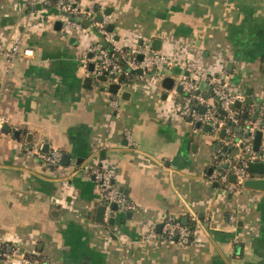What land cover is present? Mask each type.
I'll use <instances>...</instances> for the list:
<instances>
[{
  "label": "crops",
  "instance_id": "obj_1",
  "mask_svg": "<svg viewBox=\"0 0 264 264\" xmlns=\"http://www.w3.org/2000/svg\"><path fill=\"white\" fill-rule=\"evenodd\" d=\"M27 1L0 0V114L8 120L0 133V264H264V189L244 182L230 192L212 179L223 130L182 116L178 90L193 76L185 63L196 62L201 93L216 103L208 77L218 76L258 118L264 0H79L89 11L84 30L64 24L52 2L31 15ZM101 22L122 46L147 41L164 53L173 88L152 73L119 82L93 76L85 61L103 40ZM16 38L22 47L10 67L4 51ZM25 49L33 55L23 57ZM46 144L69 163L48 167L30 152ZM86 164L110 165L134 209L99 222L107 202ZM168 216L194 222L191 240L145 239Z\"/></svg>",
  "mask_w": 264,
  "mask_h": 264
},
{
  "label": "built area",
  "instance_id": "obj_2",
  "mask_svg": "<svg viewBox=\"0 0 264 264\" xmlns=\"http://www.w3.org/2000/svg\"><path fill=\"white\" fill-rule=\"evenodd\" d=\"M27 2L31 6V15L37 14L38 10H36V7L38 5L52 2L61 14V21L64 24L81 30L86 29L85 21L88 19L85 20L84 16L89 11L83 7L79 0H28ZM97 26L103 40L90 49L91 56L85 61L88 65L89 63L94 64V69L91 71L93 76L106 75L111 82H119V76L128 78L133 72L141 69L143 71L142 75L152 73L153 77L159 82L165 78L167 69L172 64L164 53L153 49L150 42L143 41L136 46L125 47L118 43L115 33L108 30L106 23L101 22ZM21 47L22 40L16 38L11 47L4 51V56L10 67L14 66ZM32 55V50H23V57L29 58ZM140 55L142 59L139 58ZM185 67L189 74L193 76H186L178 81L184 92L180 105V114L194 123H208L217 131L224 130L227 134L231 133L232 128L239 122V116L244 112L237 108L235 104L237 101H244L245 97L229 93L226 82L222 78L209 76L208 81L216 98V103H213L212 98L201 93L200 78L203 77L204 72L198 63L187 61ZM114 106L118 110L117 100H114ZM201 107H204L205 110L201 111ZM218 107L225 112V116H218ZM258 112L260 114L257 119L249 118L245 120V134L227 142L240 149V153L233 156H225L220 161V165L225 164L227 168L223 170L215 169L211 174L212 179L217 180L227 191L235 192L239 190L249 175V162L257 161L264 157V148L260 151H256L254 148V137L257 131L264 133V106H260ZM228 120L231 125H228ZM7 123V118L0 114V133H2ZM125 136L131 142L132 137L129 130L125 131ZM33 151L38 154L44 165L48 167L60 166L62 162L63 153L58 149H51L45 153L42 151V147H39V150H30L31 153ZM83 170L91 175L100 186L102 196L107 202L105 210L106 220L114 216L118 211L128 212L134 209V202L116 184V172L110 165L94 166L86 164ZM231 174L236 175L235 182L230 180ZM196 218L194 215L193 219L196 220ZM189 236L190 230L187 225H184L173 216H168L163 220L161 234L157 232L156 225H153L146 233L145 239L151 241L162 237V239L171 243L183 244L185 240L189 239ZM176 237L178 238L176 239Z\"/></svg>",
  "mask_w": 264,
  "mask_h": 264
},
{
  "label": "water",
  "instance_id": "obj_3",
  "mask_svg": "<svg viewBox=\"0 0 264 264\" xmlns=\"http://www.w3.org/2000/svg\"><path fill=\"white\" fill-rule=\"evenodd\" d=\"M102 20V19H101ZM60 25V23H58ZM109 29H110V26H109ZM91 56V55H90ZM140 59H142V56L140 55L139 56ZM94 69V64L93 63H89V70L92 71ZM143 71L141 69L137 70L136 73H142ZM98 79L100 81H107V76L106 75H101V76H98ZM123 79V76H120V80ZM87 82H92V78L88 77L87 78ZM132 81H130L131 83ZM163 86L166 88V89H172L173 86H174V79L171 78V77H166L164 80H163ZM120 88V84L118 83H112L109 85V91L111 92H114V93H117L118 90ZM178 90L181 91L182 90V86L179 85L178 87ZM248 94H250V92L248 91ZM251 98H248L246 100V102L248 103H251ZM235 106L237 108H240L241 107V102L240 101H237ZM201 111H204V107H201L200 108ZM223 114H225L224 111H222ZM198 126H200V123H198ZM206 128H210V125H207ZM222 136H224V130L222 131ZM262 137H263V134H262V131H257L255 137H254V148L256 151H260V146H261V143H262ZM48 148H49V145L46 144L45 147H44V151L47 152L48 151ZM69 163V155L68 154H65L63 156V164H68ZM227 166V165H226ZM212 170V168H211ZM248 171L249 173L253 174V173H257V174H260V175H264V161H250L249 162V165H248ZM230 180L232 182H235L236 181V175L235 174H231L230 176ZM245 185L246 186H249V187H253V188H259V189H264V179H249V180H246L245 181ZM105 209H106V206L105 205H101L99 208H98V217H97V220L99 222H102L103 221V218H104V213H105ZM132 213L129 212L128 213V217H131ZM114 218L112 217L109 222L111 224L114 223ZM182 223L183 224H187V218H184L182 220ZM162 228V224H159L158 227H157V230L160 231ZM178 237H176L177 239ZM187 241V240H185Z\"/></svg>",
  "mask_w": 264,
  "mask_h": 264
},
{
  "label": "trees",
  "instance_id": "obj_4",
  "mask_svg": "<svg viewBox=\"0 0 264 264\" xmlns=\"http://www.w3.org/2000/svg\"><path fill=\"white\" fill-rule=\"evenodd\" d=\"M240 110H243L244 112L239 116V122L236 126H232V132L231 133H225L224 132V136L221 139H218L215 143H214V148H215V153H216V159H215V163L213 165V167H216L219 170H223L224 168H227V166L224 165H220V161L222 159L225 158V156L230 155L233 156L235 155V153L238 151L237 147H234L233 145H231L230 143L227 145L226 142L232 140L233 138H237L242 136L243 134H245V120L249 119V115L246 111V109H242L239 108ZM217 114L219 117H223L225 116L221 109L218 107L217 108ZM228 125H231V122L228 120ZM225 144L227 145V147L225 146ZM246 156V155H244ZM181 220V219H178ZM188 229L190 230V236L189 239L191 240V238L193 237V231H194V227L195 224L194 222H189L187 224Z\"/></svg>",
  "mask_w": 264,
  "mask_h": 264
}]
</instances>
